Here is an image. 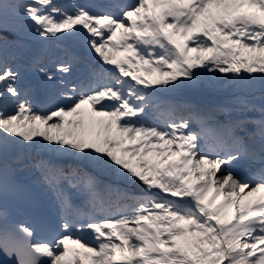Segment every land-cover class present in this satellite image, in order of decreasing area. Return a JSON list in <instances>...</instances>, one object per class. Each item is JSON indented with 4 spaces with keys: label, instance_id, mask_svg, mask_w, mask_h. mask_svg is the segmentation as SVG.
I'll use <instances>...</instances> for the list:
<instances>
[{
    "label": "snow or ice",
    "instance_id": "6c2138e0",
    "mask_svg": "<svg viewBox=\"0 0 264 264\" xmlns=\"http://www.w3.org/2000/svg\"><path fill=\"white\" fill-rule=\"evenodd\" d=\"M0 264H264V0H0Z\"/></svg>",
    "mask_w": 264,
    "mask_h": 264
}]
</instances>
